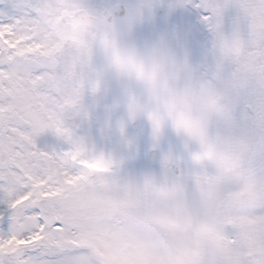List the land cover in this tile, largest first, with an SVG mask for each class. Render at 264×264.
Listing matches in <instances>:
<instances>
[{
  "label": "snow or ice",
  "instance_id": "1",
  "mask_svg": "<svg viewBox=\"0 0 264 264\" xmlns=\"http://www.w3.org/2000/svg\"><path fill=\"white\" fill-rule=\"evenodd\" d=\"M0 264H264V0H0Z\"/></svg>",
  "mask_w": 264,
  "mask_h": 264
}]
</instances>
